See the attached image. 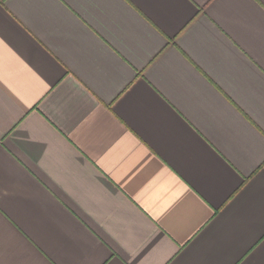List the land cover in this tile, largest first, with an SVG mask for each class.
I'll return each instance as SVG.
<instances>
[{"label": "crops", "instance_id": "1", "mask_svg": "<svg viewBox=\"0 0 264 264\" xmlns=\"http://www.w3.org/2000/svg\"><path fill=\"white\" fill-rule=\"evenodd\" d=\"M0 264H264V0H0Z\"/></svg>", "mask_w": 264, "mask_h": 264}]
</instances>
